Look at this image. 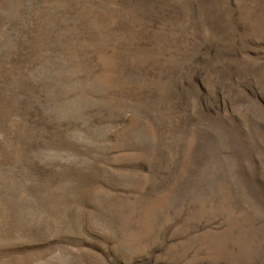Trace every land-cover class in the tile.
I'll list each match as a JSON object with an SVG mask.
<instances>
[{"label": "rangeland", "instance_id": "374dc122", "mask_svg": "<svg viewBox=\"0 0 264 264\" xmlns=\"http://www.w3.org/2000/svg\"><path fill=\"white\" fill-rule=\"evenodd\" d=\"M0 264H264V0H0Z\"/></svg>", "mask_w": 264, "mask_h": 264}]
</instances>
